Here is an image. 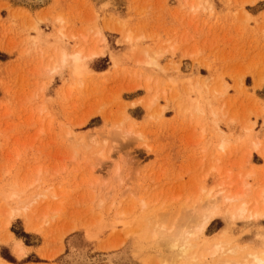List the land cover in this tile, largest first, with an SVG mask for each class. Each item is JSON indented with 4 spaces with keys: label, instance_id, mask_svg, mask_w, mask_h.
<instances>
[{
    "label": "rangeland",
    "instance_id": "rangeland-1",
    "mask_svg": "<svg viewBox=\"0 0 264 264\" xmlns=\"http://www.w3.org/2000/svg\"><path fill=\"white\" fill-rule=\"evenodd\" d=\"M61 46L99 53L78 74L56 61ZM257 140L264 147V0H0L9 263L223 264L203 248H264V218L232 219L221 192L228 170L252 199L264 192ZM206 200L227 218L211 220L197 261H163L151 215L170 224Z\"/></svg>",
    "mask_w": 264,
    "mask_h": 264
},
{
    "label": "bare ground",
    "instance_id": "bare-ground-1",
    "mask_svg": "<svg viewBox=\"0 0 264 264\" xmlns=\"http://www.w3.org/2000/svg\"><path fill=\"white\" fill-rule=\"evenodd\" d=\"M57 20L59 19L57 18ZM59 28L60 27H58V30H61ZM61 32L62 30L59 33ZM101 49H100V52L102 51ZM91 50H94V49H91ZM95 51L96 50L84 55L83 46L81 48L78 47L74 51L70 50L67 46H61L58 48L56 61L58 62L60 66H63V67L65 65L72 64L75 70L74 72L81 74L86 69L88 60L93 59L99 53L98 51L97 52ZM141 61L143 62L144 60H141ZM145 62H147L146 64H151L154 62V60L152 58H149L148 60H145ZM57 67L58 66L55 65L53 69L56 70ZM257 141L258 142L253 143L254 145L251 149H254L257 153H259L261 156L264 157V147H262L261 144H259V140ZM226 146H227V143L225 142V139H222L220 143V148L223 150L226 148ZM217 169L218 171H220L219 168ZM227 172H228L227 186H229V189H227L226 188L227 186H225L221 189V192L223 194L222 196L224 197L223 201L228 203V211L230 212L231 218L232 219L233 218L235 219L236 218H252L255 220L263 219L264 218V192L263 190L261 192L258 191L259 192V195L257 194L258 198L252 199V196H250L251 188L249 187L251 185L246 181V179L244 180L245 178L244 174L243 176L240 174L241 176V177L239 176L240 178L238 177L239 175L238 174L237 178H235V176L230 173L231 171L228 170ZM249 172L252 174L251 171ZM229 173L231 175H229ZM232 175L234 176V178ZM248 176L249 175H246V177ZM14 195L16 194L14 193ZM215 198L217 201V197ZM215 198H212V200L214 199L213 202H216ZM31 199L33 198L31 197ZM201 203L202 202H200V204L197 205V202H196V204L194 203L195 205L193 204L194 206L191 204L192 206L191 205L190 206L192 208L189 207L190 210H188L189 208H187L186 211H185L186 208L185 209L183 208L184 211L180 208L182 210V212L180 210L181 214L178 213L179 215H177L176 213L177 217H175V219L173 218L174 221L170 224L166 223L167 220L166 222L164 221L166 219L165 217L166 215L163 216V218H161L162 215L158 216L162 214L163 212L162 213L160 212L158 214L155 213L156 215L155 217L153 215L154 213L152 212L153 214L151 215V217L149 216L150 217L149 219H151L152 217L156 218L155 221L154 219H151L153 222H155L153 223L152 227H150L149 229L150 231H152L151 233L149 231L150 235L152 234L150 236L151 239H153V241H155L157 245L159 244V245L167 246V248L169 249L168 251H170V254L167 253L168 256L163 257L164 258L163 261H166L168 258L169 259L176 258V260L178 258H184V259L186 258L187 260L189 259L196 260L197 258H196L195 253L197 252H195L194 249L198 247L197 245L199 243H197V241L204 234L205 229L210 224L211 220L214 217H217L219 215H222L224 218H227V216L225 217L224 214L218 211V205L217 206L213 205L211 200H208V202L206 200L207 204L204 202L203 204ZM157 217H160V218H157ZM229 242L231 241L221 240V239L218 240L217 242H212V245L206 246L203 248V253L200 256H203V259L205 257L211 256L213 260L215 259L214 257L217 256L218 258L216 257V259H218V261L221 260L223 264H264V248L259 246V248L255 249L256 246H254L255 247L254 249L249 247L251 249L246 248L245 250L244 248L240 247V245L238 244L229 245L231 244ZM13 243H14V249L17 250V252H19L18 254L22 255V253L26 251L20 241L16 242L14 240ZM161 258L159 257L158 259L157 257L156 261L161 260ZM209 260H211V258ZM158 262L159 261H157V264H161ZM203 262L199 264H202ZM164 263H167V262H162V264ZM0 264H11V263H9L4 258L0 257ZM204 264H209V262L208 263L205 262Z\"/></svg>",
    "mask_w": 264,
    "mask_h": 264
}]
</instances>
